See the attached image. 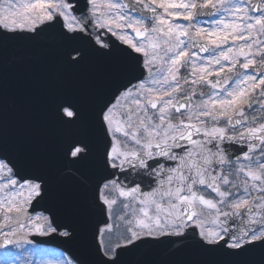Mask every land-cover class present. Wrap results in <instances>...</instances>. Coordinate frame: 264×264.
<instances>
[{"label":"snow or ice","instance_id":"snow-or-ice-1","mask_svg":"<svg viewBox=\"0 0 264 264\" xmlns=\"http://www.w3.org/2000/svg\"><path fill=\"white\" fill-rule=\"evenodd\" d=\"M0 264H264V0H0Z\"/></svg>","mask_w":264,"mask_h":264},{"label":"water","instance_id":"water-1","mask_svg":"<svg viewBox=\"0 0 264 264\" xmlns=\"http://www.w3.org/2000/svg\"><path fill=\"white\" fill-rule=\"evenodd\" d=\"M37 242L39 243V238H38ZM56 244H57V242L52 241V242H48V243H42V244H40V246L46 247V248H55Z\"/></svg>","mask_w":264,"mask_h":264},{"label":"trees","instance_id":"trees-1","mask_svg":"<svg viewBox=\"0 0 264 264\" xmlns=\"http://www.w3.org/2000/svg\"><path fill=\"white\" fill-rule=\"evenodd\" d=\"M37 259L39 258V257H36Z\"/></svg>","mask_w":264,"mask_h":264}]
</instances>
